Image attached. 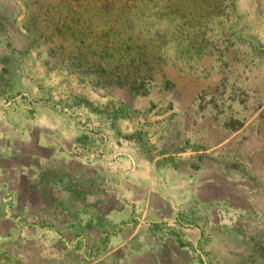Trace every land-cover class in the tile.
Instances as JSON below:
<instances>
[{
    "label": "crops",
    "instance_id": "1",
    "mask_svg": "<svg viewBox=\"0 0 264 264\" xmlns=\"http://www.w3.org/2000/svg\"><path fill=\"white\" fill-rule=\"evenodd\" d=\"M206 1L189 18L177 6L163 34L136 15L163 81L141 80L134 57L130 78L83 90L40 65L0 107L1 248H83L111 264L238 258L244 217L264 220V96L248 76L254 54L264 70V42L237 27L222 40L220 0Z\"/></svg>",
    "mask_w": 264,
    "mask_h": 264
},
{
    "label": "rangeland",
    "instance_id": "2",
    "mask_svg": "<svg viewBox=\"0 0 264 264\" xmlns=\"http://www.w3.org/2000/svg\"><path fill=\"white\" fill-rule=\"evenodd\" d=\"M176 1L0 0V107L23 91L22 84L33 79L40 65L55 69L47 77L58 80L60 75L82 90L90 80L130 78L133 59L135 74L141 80L156 75L152 77L157 79L155 83L163 81L164 57L157 50L159 46L145 38L146 30L138 29L135 17L138 12L152 17L146 18L153 23L151 33L163 34L167 15L177 14L180 4V18H189L207 5L206 0ZM218 10L222 40L237 27V32L251 34L253 48L260 49L264 42V0H220ZM226 18H238L237 25L229 24ZM248 59L253 66L249 79L260 81L264 96V70H255L261 62L255 54ZM244 218L245 232L236 239L239 256L234 261L227 259V264H264V220ZM17 246L0 247V264H111L98 261L95 252L83 248Z\"/></svg>",
    "mask_w": 264,
    "mask_h": 264
}]
</instances>
